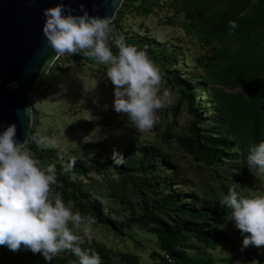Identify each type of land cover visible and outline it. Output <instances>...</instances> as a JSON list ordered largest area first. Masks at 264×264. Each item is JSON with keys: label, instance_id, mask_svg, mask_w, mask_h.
<instances>
[{"label": "rangeland", "instance_id": "obj_1", "mask_svg": "<svg viewBox=\"0 0 264 264\" xmlns=\"http://www.w3.org/2000/svg\"><path fill=\"white\" fill-rule=\"evenodd\" d=\"M253 0H122L119 26L126 42L144 50L160 69L162 87L173 96L171 106L158 110L159 122L141 134L127 113L114 110V86L103 65L82 56L55 57L32 98L31 111L37 113L33 137L55 139L57 147L40 146L31 139L27 147L43 165L55 164L57 184L65 202L95 218L93 238H85L82 248L95 251L101 245L108 264H124L120 254L137 256V264H160L163 256L158 239L142 223L143 208L153 209L163 200L178 197L182 204L199 206L219 200L232 183L244 195H264V175H253L238 160L209 166L179 140L200 139L219 129L218 115L204 82L210 60L241 61L242 50L264 46V30L245 23L239 34L229 35V21L248 12ZM245 44V46H244ZM113 51L116 49L113 47ZM175 78L193 88V105L183 100ZM240 89L232 90L239 92ZM197 129L196 137L191 130ZM146 149L155 152L152 172L141 165ZM86 172L72 181L62 174L60 157ZM125 159L121 173L113 154ZM232 152H238L232 148ZM62 159V160H63ZM66 164V163H65ZM83 197L76 203L73 194ZM92 211H90L87 207ZM228 216V215H227ZM227 216L210 225L222 231L225 241L215 249L192 236L184 238L191 258L210 257L214 264H264V248L241 250L243 236ZM152 219L171 225L180 219L172 211L155 213ZM71 253H61L46 261L41 253L23 246L12 251L0 245V264H66ZM102 261V259H101ZM102 264L103 261H102Z\"/></svg>", "mask_w": 264, "mask_h": 264}, {"label": "clouds", "instance_id": "obj_2", "mask_svg": "<svg viewBox=\"0 0 264 264\" xmlns=\"http://www.w3.org/2000/svg\"><path fill=\"white\" fill-rule=\"evenodd\" d=\"M64 13L63 3L44 10L43 34L55 57L82 56L103 65L114 86V110L127 113L141 134L151 131L159 122L158 110L173 102L172 93L162 87L158 66L144 50L114 32L111 17ZM237 27L236 21H229V35ZM33 139L42 147L58 146L55 139ZM27 144L16 139L15 124L0 132V245L12 251L23 246L49 262L68 252L77 264H102L99 253L81 247L85 238L89 243L93 238L95 218L66 203L59 191L53 195L55 164L43 165ZM58 156L63 159L59 152ZM113 159L116 165L125 161L116 152ZM246 164L253 175L264 174V140L249 144ZM74 167L75 159L62 167V174L72 181L77 179ZM238 188L232 183L219 202L227 206V219L243 236L241 250L264 248V195H244Z\"/></svg>", "mask_w": 264, "mask_h": 264}, {"label": "trees", "instance_id": "obj_3", "mask_svg": "<svg viewBox=\"0 0 264 264\" xmlns=\"http://www.w3.org/2000/svg\"><path fill=\"white\" fill-rule=\"evenodd\" d=\"M253 1L250 10L236 20L238 27L234 30V34H239L245 23L250 20H253L256 28L264 30V0ZM121 12L119 8L114 18L118 34H121L118 23ZM242 54L241 61L235 65L228 60H210L205 69L204 84L217 112L219 129H212L209 134L200 135V139L179 140L182 147L197 153L209 166L238 159L242 165L247 166L246 156L249 144L264 140V46L254 48L252 51L242 50ZM175 82L179 86L182 99L193 105L192 93L195 86L185 87L182 78H175ZM235 89L241 91L232 92ZM36 121L37 113L33 111L28 143L33 137ZM191 132L196 137L199 136L197 129ZM232 148L237 149L238 152H232ZM155 157L153 150L146 149L141 162L144 172H152ZM58 162L68 163L64 159ZM74 170L78 173L87 171L84 166L79 165H75ZM116 170L121 173L123 169L121 165H117ZM73 195L76 203H84L81 195L75 193ZM87 208L92 211L89 207ZM167 211L187 219H180L173 225L163 220L152 219L155 213L161 214ZM92 212L95 213L94 210ZM227 215V206L221 204L219 200L190 206L182 204V200L176 196L163 200L153 209L143 208L142 223L145 227H148L150 223L154 225L150 230L156 235L160 249L164 252L163 256L157 255L160 264H214L210 257H189L185 252L186 246L183 241L186 236H192L198 242L215 249L216 244L225 241L226 236L210 224ZM95 252L99 253L104 264H108L109 258L103 246L96 245ZM120 259L124 264L138 263L137 256L130 254H120ZM259 261L263 262L264 259ZM66 264H77V258L71 254Z\"/></svg>", "mask_w": 264, "mask_h": 264}, {"label": "water", "instance_id": "obj_4", "mask_svg": "<svg viewBox=\"0 0 264 264\" xmlns=\"http://www.w3.org/2000/svg\"><path fill=\"white\" fill-rule=\"evenodd\" d=\"M122 0H0V132L16 125V139L28 140L31 98L55 53L43 34L44 10L63 3L65 15L115 18ZM83 5V11L81 6Z\"/></svg>", "mask_w": 264, "mask_h": 264}, {"label": "built area", "instance_id": "obj_5", "mask_svg": "<svg viewBox=\"0 0 264 264\" xmlns=\"http://www.w3.org/2000/svg\"><path fill=\"white\" fill-rule=\"evenodd\" d=\"M112 27H113V29H114V32H115L116 34H118V27H117V24H116V22L114 21V19L112 20Z\"/></svg>", "mask_w": 264, "mask_h": 264}]
</instances>
